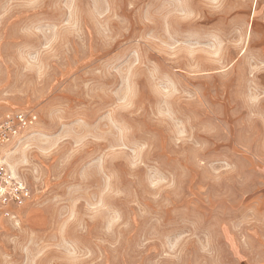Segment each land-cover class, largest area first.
I'll list each match as a JSON object with an SVG mask.
<instances>
[{"label":"rangeland","instance_id":"1","mask_svg":"<svg viewBox=\"0 0 264 264\" xmlns=\"http://www.w3.org/2000/svg\"><path fill=\"white\" fill-rule=\"evenodd\" d=\"M16 110L0 264H264V0H0Z\"/></svg>","mask_w":264,"mask_h":264},{"label":"built area","instance_id":"2","mask_svg":"<svg viewBox=\"0 0 264 264\" xmlns=\"http://www.w3.org/2000/svg\"><path fill=\"white\" fill-rule=\"evenodd\" d=\"M37 115L29 110L7 111L0 117V143L18 138L35 125ZM28 189L21 180L0 173V204L21 205L28 196Z\"/></svg>","mask_w":264,"mask_h":264}]
</instances>
